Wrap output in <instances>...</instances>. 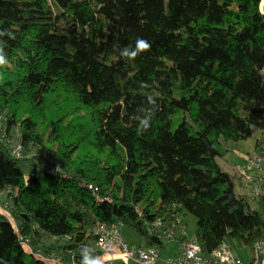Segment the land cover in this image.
Listing matches in <instances>:
<instances>
[{
    "label": "trees",
    "instance_id": "trees-1",
    "mask_svg": "<svg viewBox=\"0 0 264 264\" xmlns=\"http://www.w3.org/2000/svg\"><path fill=\"white\" fill-rule=\"evenodd\" d=\"M262 1L0 0V32L12 33L0 36V201L11 215L0 210V264H61L24 240L80 264L85 248L101 254L99 223L164 245L149 223L183 211L196 214L205 253L264 238V194L239 192L236 167L218 161L254 125L264 148ZM137 38L151 49L122 56ZM50 157L56 173L42 166Z\"/></svg>",
    "mask_w": 264,
    "mask_h": 264
},
{
    "label": "built area",
    "instance_id": "built-area-1",
    "mask_svg": "<svg viewBox=\"0 0 264 264\" xmlns=\"http://www.w3.org/2000/svg\"><path fill=\"white\" fill-rule=\"evenodd\" d=\"M1 124L0 121V136L3 129ZM13 152L16 156L22 157L24 155V145L21 142L14 143ZM50 159L48 166L45 163L42 166L56 173L59 171L57 160L54 157H50ZM236 171L241 175L244 182L252 185L253 199H258L264 194V148L257 153L250 152L247 155L246 162L236 166ZM27 176H33V172L27 173ZM86 185L96 194V200H103L99 194V185L92 182H88ZM1 195L2 191L0 190V198ZM0 210L11 217L1 201ZM149 224H151L150 230L152 232L157 231L158 235H164L165 242H175L177 247L175 255L163 253L158 247V243L148 246L130 245L122 231V226L125 225L123 221L114 224L99 223L96 225L95 231L98 234L97 244L101 250V254L96 257H102L100 263L123 258L127 264H264V238L250 246L252 248V258L245 261L237 254L239 247L233 246L228 240L223 241L211 253H205L195 234H183L185 233L186 224L180 213L170 220H163L162 217H159ZM179 230L183 233H179Z\"/></svg>",
    "mask_w": 264,
    "mask_h": 264
},
{
    "label": "rangeland",
    "instance_id": "rangeland-1",
    "mask_svg": "<svg viewBox=\"0 0 264 264\" xmlns=\"http://www.w3.org/2000/svg\"><path fill=\"white\" fill-rule=\"evenodd\" d=\"M264 4H262V9ZM185 118V112L183 110L178 111L173 117V127H177L180 122ZM188 120H192L189 115L186 116ZM263 135V129L259 125L253 126V133L250 137L246 139H242L240 141L230 140L228 147L230 148L225 155H219L218 161L221 165L228 170H234L237 164H244L246 162L247 155L250 152L257 153L262 148L257 146L258 138ZM19 133L14 132L12 142L17 143L19 141ZM264 146V143H263ZM22 166L25 171L30 170L31 166L28 163L23 162ZM237 189L239 192L246 193L249 198L253 200V190L252 186L246 182H239ZM4 198V194H2L1 199ZM2 201V200H1ZM181 218L186 224L185 233L179 230V233H183L186 235H194L197 227V216L195 213L191 211H183L180 213ZM122 231L129 242L130 245H144L148 246L146 236L138 231L136 228L131 227L127 224L122 226ZM169 244V245H168ZM158 247L165 253L166 255H175L177 251V247L174 241L168 242L166 241L164 245H158ZM96 248L99 249V245H96ZM237 254L244 259L245 261H249L252 258V248L250 246L242 247L237 251ZM100 264H127L123 258H117L114 261H104Z\"/></svg>",
    "mask_w": 264,
    "mask_h": 264
},
{
    "label": "clouds",
    "instance_id": "clouds-1",
    "mask_svg": "<svg viewBox=\"0 0 264 264\" xmlns=\"http://www.w3.org/2000/svg\"><path fill=\"white\" fill-rule=\"evenodd\" d=\"M263 4V2H262ZM9 35L11 36L12 33L11 32H0V36L2 35ZM151 49V44L142 39V38H137L136 40V45L134 49L131 48H124L121 52L122 56H125L129 59H135L140 53H144L147 52ZM8 63L6 55L4 53V50L2 47H0V67H4L6 64ZM149 102L154 106V109L157 107L156 105V101L152 98L149 97ZM150 127V116H145L144 118L139 119V128H138V132H143V131H147ZM81 261L80 264H100L99 262V258L98 257H94L92 255L91 250L85 248L82 252H81Z\"/></svg>",
    "mask_w": 264,
    "mask_h": 264
},
{
    "label": "bare ground",
    "instance_id": "bare-ground-1",
    "mask_svg": "<svg viewBox=\"0 0 264 264\" xmlns=\"http://www.w3.org/2000/svg\"><path fill=\"white\" fill-rule=\"evenodd\" d=\"M263 4H264V0H263ZM24 245L30 251L34 252L38 257H41V258L45 259L46 261H49V262H58V263H61V264H68L65 261H61V260H58L56 258L48 257V256L43 255L41 252L38 251V249H37L36 246H34L33 244L29 243L26 240H24ZM98 258H99V262H101L102 261V257H98ZM73 264H75V263H73Z\"/></svg>",
    "mask_w": 264,
    "mask_h": 264
},
{
    "label": "water",
    "instance_id": "water-1",
    "mask_svg": "<svg viewBox=\"0 0 264 264\" xmlns=\"http://www.w3.org/2000/svg\"><path fill=\"white\" fill-rule=\"evenodd\" d=\"M262 2H263V1H262ZM263 10H264V7H263ZM26 248H27V247H26ZM27 249H28V248H27ZM28 250H29V249H28ZM29 252H32V251L29 250ZM33 253H34V252H33Z\"/></svg>",
    "mask_w": 264,
    "mask_h": 264
},
{
    "label": "crops",
    "instance_id": "crops-1",
    "mask_svg": "<svg viewBox=\"0 0 264 264\" xmlns=\"http://www.w3.org/2000/svg\"><path fill=\"white\" fill-rule=\"evenodd\" d=\"M241 164V163H240ZM238 165V164H237ZM238 190V189H237Z\"/></svg>",
    "mask_w": 264,
    "mask_h": 264
}]
</instances>
